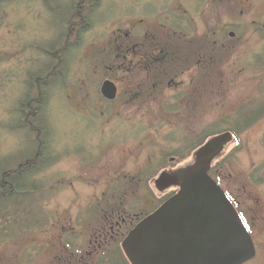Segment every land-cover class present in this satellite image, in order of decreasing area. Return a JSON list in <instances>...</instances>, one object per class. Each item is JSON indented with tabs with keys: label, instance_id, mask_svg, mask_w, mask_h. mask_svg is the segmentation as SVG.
Wrapping results in <instances>:
<instances>
[{
	"label": "rangeland",
	"instance_id": "obj_1",
	"mask_svg": "<svg viewBox=\"0 0 264 264\" xmlns=\"http://www.w3.org/2000/svg\"><path fill=\"white\" fill-rule=\"evenodd\" d=\"M69 2L0 1L1 171L33 152L24 104L34 78L52 74L41 109L47 165L29 177L33 195L18 196L31 215L0 219V264H128L114 239L181 177L156 181L207 160L254 243L243 264H264V0H90V22L64 39L76 19ZM106 78L118 88L142 78V105L107 106L98 91ZM229 129L233 137L196 162L208 135Z\"/></svg>",
	"mask_w": 264,
	"mask_h": 264
},
{
	"label": "water",
	"instance_id": "obj_2",
	"mask_svg": "<svg viewBox=\"0 0 264 264\" xmlns=\"http://www.w3.org/2000/svg\"><path fill=\"white\" fill-rule=\"evenodd\" d=\"M228 138V132L211 137L196 151V162L211 157ZM209 168L207 160L163 172L157 186L166 177H181L179 189L123 238L121 246L131 264H243L254 257L250 234Z\"/></svg>",
	"mask_w": 264,
	"mask_h": 264
},
{
	"label": "trees",
	"instance_id": "obj_3",
	"mask_svg": "<svg viewBox=\"0 0 264 264\" xmlns=\"http://www.w3.org/2000/svg\"><path fill=\"white\" fill-rule=\"evenodd\" d=\"M69 1H70L69 2L70 4L68 8L65 10H67V12H70L72 15H75V11L77 10L75 8L76 1L72 0V4H71V0ZM69 35H70V30L68 31L67 29V32L65 33L64 38L68 39ZM64 49H65V46L63 47V50ZM52 54L53 53H51V55ZM57 57H60V54H58ZM51 76H52L51 71L49 72V69H48L47 71H45L43 75L37 76V78L36 77L34 78L35 89L37 90L36 96L28 98L24 104V107L27 108L28 111L27 113L22 115V119H24V123L25 125H27V130L35 132V137H34L35 148L33 149V152H31L30 154H26V156L23 158L24 159L23 162L19 163L14 169H4L2 171L0 170V173H1L0 219H2V217H4L5 219L7 217H10V218L13 217L14 219L15 214L18 211L20 213L22 210L26 211L27 213L26 217H29V215H31L30 214L31 211L30 209H28V206L25 205L26 203L24 202V200L20 198L18 199V196L21 197L22 195H30V196L33 195L32 193L35 191L34 190L35 184L33 183V181H29L30 180L29 177L32 175V172L36 173L37 171H39L37 167L40 165L42 161H44L43 160L44 152L42 150L43 140L40 139V136L42 134L41 132L44 128V126L41 125L42 123L41 109L44 104L43 103V97H44L43 90L46 88V84L49 81L48 79ZM229 130L231 131L226 130L225 132L228 131V132H231V134L232 132L235 133V130H232V129H229ZM215 134H217V132H212L210 135H208V137L213 136ZM176 153L179 154L180 151ZM46 165L47 164L45 162L44 166ZM211 170L212 169L210 168V171ZM24 221L26 222V225L27 223H29V221L27 220H24Z\"/></svg>",
	"mask_w": 264,
	"mask_h": 264
},
{
	"label": "flooded vegetation",
	"instance_id": "obj_4",
	"mask_svg": "<svg viewBox=\"0 0 264 264\" xmlns=\"http://www.w3.org/2000/svg\"><path fill=\"white\" fill-rule=\"evenodd\" d=\"M2 1V0H0ZM5 1H8V2H12L13 0H5ZM47 1V0H46ZM76 2V11H75V15H71L73 18L75 17V21H73L71 23V25L68 26V31L70 30V35L72 33V30H77L76 32H79L81 31V29L83 28H86V26L88 25V23L90 21L88 16L85 15V13L87 14V10H92L95 6V4L93 3H89L90 0H75ZM87 1V3H85ZM85 12H84V10ZM75 28V29H74ZM69 35V36H70ZM230 35H233L232 32L229 33V36ZM69 38V37H68ZM75 38V37H74ZM59 39V37H58ZM65 39V38H64ZM219 43V42H217ZM64 47V42H63V46H62V49ZM61 51V50H60ZM58 54H60V52L57 51ZM61 57H58V61H61ZM164 58H161V52H159L158 56H156V64H159L161 62V60H163ZM138 64L140 65L139 61H138ZM142 78H139L137 83L135 84H132L130 82H126L125 84L123 85H120L121 87L118 88V85L116 84L115 80L112 79V78H106L104 79V81L101 83L100 87H99V95L100 97L104 98L105 99V102L108 104L107 106H115L118 101L124 105H132V104H138V107H140L143 103V98L145 96V91L143 89V80H141ZM174 80L173 79H170L169 83L167 84L168 87H171V86H174ZM152 87L156 88V83H153L151 85ZM105 87V88H104ZM156 89L153 90V92L155 93ZM97 91V92H98ZM91 92V93H90ZM152 92V91H151ZM88 93L90 96H92L91 94H93V96L95 95L94 91L92 92V90H88ZM88 95V96H89ZM89 96V97H90ZM96 96V95H95ZM119 98H121V100H119ZM172 104L173 103H176L175 99H172ZM122 105V106H124ZM171 105H165V107H170ZM111 236V234H110ZM111 237H114L115 238V235L114 236H111ZM100 238V237H99ZM104 239L102 240H105L107 241V235H105L103 237ZM112 239V238H108V241ZM123 239V236L121 238H115L113 242H117L119 240V242L121 243ZM96 251L97 250H103V248H105L106 245H103L104 241H99V240H96ZM94 249V250H95Z\"/></svg>",
	"mask_w": 264,
	"mask_h": 264
}]
</instances>
